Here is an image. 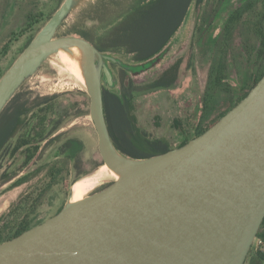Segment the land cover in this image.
<instances>
[{
  "label": "water",
  "instance_id": "obj_1",
  "mask_svg": "<svg viewBox=\"0 0 264 264\" xmlns=\"http://www.w3.org/2000/svg\"><path fill=\"white\" fill-rule=\"evenodd\" d=\"M76 1L62 2L0 78V114L52 54L81 47L102 162L120 176L1 243L0 264H244L264 220V76L186 144L128 156L103 102V80L115 84L108 61H120L86 38L57 35Z\"/></svg>",
  "mask_w": 264,
  "mask_h": 264
},
{
  "label": "trees",
  "instance_id": "obj_2",
  "mask_svg": "<svg viewBox=\"0 0 264 264\" xmlns=\"http://www.w3.org/2000/svg\"><path fill=\"white\" fill-rule=\"evenodd\" d=\"M58 1L48 15H28L23 26L12 32L10 39L0 47V78L56 11L61 3ZM193 1L199 9L195 37L200 42L213 29L223 8L231 0H137L120 13L116 21L99 29L82 24L75 34L88 39L103 52L125 50L133 55L134 60L144 62L168 45L184 24ZM109 9L107 0H99L93 11L97 18L104 20ZM86 17L95 16L88 13ZM21 37L23 43L14 49L15 42ZM212 45L201 119L193 132L185 134L175 146L165 138L151 136L138 126L132 113L134 82L129 78L126 85V69H121V93L103 86L106 120L113 141L121 152L135 158H146L180 147L202 134L248 95L264 76V0H239L224 19ZM7 58L10 59L9 64H6ZM231 62L238 73L235 85L227 80ZM179 67L178 62L171 65L151 83L150 88L172 87L178 79ZM221 90L227 92V106L214 113L218 103L216 97ZM81 94L85 95L81 101L63 99L61 93L34 95L32 91H17L13 95L0 114V159L7 156L10 142L11 155L20 152L23 160L13 171L0 173V188L14 180L38 157L41 158L48 147L56 150L54 161L45 162L34 171L37 174L48 167L50 181L47 187L59 181L62 167L69 164L76 172L74 181L82 176L84 141L67 136L65 132L58 133L68 118L89 113L88 93L82 91ZM176 126L180 124L176 122ZM98 164L101 166L103 162ZM33 174L21 176L16 184L29 180ZM38 201L39 197L33 201L21 200L0 216V244L43 222L36 221L34 217ZM257 238L262 243L258 249L252 245L244 264H264V220Z\"/></svg>",
  "mask_w": 264,
  "mask_h": 264
},
{
  "label": "rangeland",
  "instance_id": "obj_3",
  "mask_svg": "<svg viewBox=\"0 0 264 264\" xmlns=\"http://www.w3.org/2000/svg\"><path fill=\"white\" fill-rule=\"evenodd\" d=\"M63 1L59 0L58 4L61 2V5ZM98 1L77 0L74 9L63 21L57 35H76L75 30L82 28V24L99 29L116 21L118 15L137 0H107L110 5V12L104 15V20H100V17L97 18L96 13L93 11ZM56 4L57 0H0V47L4 46L10 39L12 32L23 26L28 15H48L53 11ZM238 4L239 0L228 2L213 29L200 42L195 37L199 9L196 8L195 1H193L184 24L168 45L152 59L138 62L134 60L132 54L127 53L125 50L105 52L115 57L120 63L108 61L115 84L110 86L103 80V86L121 93L120 72L122 68L128 71L125 79L126 85L129 78L134 82L132 113L136 117L138 126L148 131L151 136L165 138L175 146L185 134L192 133L199 123L203 112L213 40L223 26V21L228 13ZM88 13L95 17L87 18ZM22 43L23 38L21 37L15 42L13 48H17ZM6 61V64H9L10 59L7 58ZM176 62L180 65L176 83L170 88L151 89V83ZM124 65L132 68H125ZM229 69L230 76L227 80L235 85L238 82V73L232 62ZM21 87L18 91H32L34 95L61 93L63 99L78 101L85 99V95L81 92H87L81 79L50 58L45 60L37 72L29 76ZM226 97V91L221 90L218 92L216 97L218 103L214 113L227 106ZM176 122L180 126H176ZM59 132H65L67 136H75L84 141L85 149L82 153L83 174L78 180L92 175L99 168L98 163L102 161V156L98 146V135L90 117V112L87 115L77 114L68 118ZM40 152H38V155ZM55 155L56 150L54 147L46 148L41 158L38 157L31 165L21 170L14 180L0 188V216L8 213L14 207V204H18L19 201H33L38 197V208L34 212L36 221L43 220L44 222L64 207L70 196L73 195L72 188L76 183L74 181L76 172L72 164L62 167V175L59 181L51 187H47L50 181L47 166L42 172L34 173L45 162L54 161ZM22 160L23 156L20 152L14 156H5L0 159V173L5 170L8 172L13 171L16 166L22 163ZM27 174L33 175L29 180L17 185V179ZM103 179L107 180L97 183L95 189L88 194L103 188L114 180L113 177H103Z\"/></svg>",
  "mask_w": 264,
  "mask_h": 264
},
{
  "label": "bare ground",
  "instance_id": "obj_4",
  "mask_svg": "<svg viewBox=\"0 0 264 264\" xmlns=\"http://www.w3.org/2000/svg\"><path fill=\"white\" fill-rule=\"evenodd\" d=\"M50 59L59 66L72 72L82 81H86L85 66L87 63L86 54L79 46H70L61 48L51 55ZM120 174L112 170L106 163H103L92 175L76 181L73 186L72 202L83 199L91 190H94L96 184L105 181L103 177L117 178Z\"/></svg>",
  "mask_w": 264,
  "mask_h": 264
},
{
  "label": "built area",
  "instance_id": "obj_5",
  "mask_svg": "<svg viewBox=\"0 0 264 264\" xmlns=\"http://www.w3.org/2000/svg\"><path fill=\"white\" fill-rule=\"evenodd\" d=\"M261 243H262L261 239L256 237V239H255L253 244H254L255 248L258 249L260 247Z\"/></svg>",
  "mask_w": 264,
  "mask_h": 264
},
{
  "label": "flooded vegetation",
  "instance_id": "obj_6",
  "mask_svg": "<svg viewBox=\"0 0 264 264\" xmlns=\"http://www.w3.org/2000/svg\"><path fill=\"white\" fill-rule=\"evenodd\" d=\"M122 72H120L121 74ZM11 152H12V146L11 143L9 142L7 145V156H11Z\"/></svg>",
  "mask_w": 264,
  "mask_h": 264
}]
</instances>
